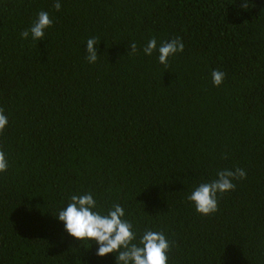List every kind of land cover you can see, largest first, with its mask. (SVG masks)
<instances>
[{"label": "trees", "instance_id": "trees-1", "mask_svg": "<svg viewBox=\"0 0 264 264\" xmlns=\"http://www.w3.org/2000/svg\"><path fill=\"white\" fill-rule=\"evenodd\" d=\"M55 2L0 0V264H116L55 217L88 192L102 214L124 208L134 242L162 231L168 264H264V0ZM40 11L43 40L22 38ZM153 37L184 50L165 67L143 52ZM237 167L198 213L188 195Z\"/></svg>", "mask_w": 264, "mask_h": 264}, {"label": "clouds", "instance_id": "clouds-1", "mask_svg": "<svg viewBox=\"0 0 264 264\" xmlns=\"http://www.w3.org/2000/svg\"><path fill=\"white\" fill-rule=\"evenodd\" d=\"M55 10L61 9L59 0L53 4ZM243 9H248V0L240 5ZM53 20L46 11H40L30 28L20 33V36L27 39L29 35L33 40H43L45 29L51 27ZM98 41L95 37L86 41V60L95 63L98 60ZM129 54H136L138 49L135 42L130 43ZM184 44L180 38L162 42L159 47L153 37L148 40L143 52L151 56L154 51H158L159 63L168 66V58L177 52H183ZM213 85L219 87L225 78V73L220 70H213L211 73ZM8 124V117L4 114V109L0 108V133ZM8 168V160L5 153L0 150V172H5ZM246 178V171L239 167L218 171L216 178L210 182L199 184L188 195L187 199L192 202L198 213L209 215L218 210V193L234 190L236 185L234 180ZM125 210L119 204L112 205L106 214L97 210V201L88 192L80 195H72L67 206L59 210L55 216L63 222L65 231L73 238L80 241H95L98 245L96 255L103 257L110 253H116V264H168V255L171 242L165 234L160 231L145 229L139 237L138 243L133 225L124 219Z\"/></svg>", "mask_w": 264, "mask_h": 264}]
</instances>
